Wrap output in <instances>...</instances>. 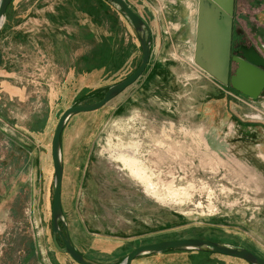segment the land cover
<instances>
[{"label": "rangeland", "instance_id": "374dc122", "mask_svg": "<svg viewBox=\"0 0 264 264\" xmlns=\"http://www.w3.org/2000/svg\"><path fill=\"white\" fill-rule=\"evenodd\" d=\"M125 2L150 35L156 29L170 55L158 60L162 46L151 41L155 48L131 85L66 122L61 207L73 245L115 263L137 244L227 239L264 258V89L253 99L195 66V35L173 20L174 8L166 9L179 0ZM58 3L71 32L82 24L79 58L63 56L50 74L46 59H25L13 43L11 55L10 45L0 44L12 62L0 64V264H77L52 242L51 137L63 110L99 100L141 59L133 26L114 4ZM231 34L232 55L242 44L264 58V0H234ZM235 67L231 62L230 74ZM158 256L133 264L169 263ZM194 256L186 260L198 262ZM198 256L205 264H249Z\"/></svg>", "mask_w": 264, "mask_h": 264}, {"label": "water", "instance_id": "95a60500", "mask_svg": "<svg viewBox=\"0 0 264 264\" xmlns=\"http://www.w3.org/2000/svg\"><path fill=\"white\" fill-rule=\"evenodd\" d=\"M11 1L0 0V30ZM107 1L114 4L133 26L141 49L140 62L131 74L109 86L99 100L92 103L72 104L63 110L56 122L50 142L53 168L50 208L52 242L58 251L67 254L77 264L103 263L92 260L76 250L69 237L61 207L62 131L71 116L99 109L131 85L143 73L150 55L151 35L147 23L125 0ZM233 6L234 0H197L193 59L200 69L221 85L230 84L236 91L254 99L264 89V58L258 54L254 46L247 47L242 44L237 46L238 50L230 57ZM1 59L0 52V62ZM230 61L236 64L232 74H230ZM167 250L206 252L242 259L249 264H264V258L245 247L204 238L168 239L140 244L130 250L119 262L113 264H131L133 259L140 256Z\"/></svg>", "mask_w": 264, "mask_h": 264}, {"label": "crops", "instance_id": "0c3cea01", "mask_svg": "<svg viewBox=\"0 0 264 264\" xmlns=\"http://www.w3.org/2000/svg\"><path fill=\"white\" fill-rule=\"evenodd\" d=\"M58 1L60 0L57 1L45 0L42 1L40 5L37 4L36 6H34L35 5L34 0H12L5 12L4 21L0 30V44L2 43L4 46L10 45L11 55H12V43H13L14 46L16 47L14 49L15 52L21 54V56H23L25 59H33L38 57L46 59L47 60L46 64L48 65V67L50 66L54 68V72L51 71L50 74L53 73L55 74V72H58L59 70L58 69L59 65L62 66V64L58 62L60 58H62L63 56L65 58L68 55L70 56L71 60H74L75 58H79L80 57L79 55L81 53L80 52L81 39L79 38V28L82 26V24H80V20H79V23H77L76 25L77 29L74 32H71V28H73L74 24L73 26H71L70 24H66L65 21L62 20L61 9H59L58 11H56L55 9L60 6ZM158 2H160V0H157V3ZM179 3L180 4H178V7H175L174 4L168 2L166 3L167 6L166 9L173 10L174 8L175 10L173 11L177 13H174L175 16H173L174 17L173 20H175V22L179 24L180 28L187 27V29L192 34L195 35L197 0H179ZM85 25L88 31L91 32V28L88 26V24ZM126 28L129 31H131L130 30L131 28H128L127 25ZM39 32L41 36H36V34ZM160 36L161 35L158 34L156 29L153 33V30L151 28V41L154 40L156 42L155 45L159 46L161 44L162 46V50L159 53L157 52V55L159 54L158 60H162L164 58L166 60V58L169 57L170 54L167 52L165 53V51L163 50V48H165L166 46V43L163 39H160ZM151 43L152 44H150V50L151 47L155 48L154 43L153 42ZM65 45H68L69 49L68 48L66 49ZM0 51L2 54V59L0 64L2 65L5 62L4 64L5 69L6 67L10 68L12 62L7 63L6 58L4 56L5 53L2 51L1 48ZM162 63L164 62L162 61ZM222 242L236 245L234 243H231V241L227 239L226 241L222 240ZM75 249L78 250L76 247ZM168 253L169 252L157 253L156 255L159 256L154 259L157 260V262H164V261L169 262L167 264H201L202 261L205 259V258H200L198 255L201 254L198 252H185V254L179 253V255L183 254L185 256V259H180V256H177L178 252H170L169 254ZM188 255H197L194 256L195 259H200V260H198V262H195L194 260L188 262L186 260ZM219 257H228V256L220 255ZM228 258L236 259L247 263L242 259L233 258V257H228ZM135 259L132 260L131 264H133V261ZM97 262L102 263L100 261ZM103 264H113V263H103ZM202 264H205V261H203Z\"/></svg>", "mask_w": 264, "mask_h": 264}, {"label": "bare ground", "instance_id": "6f19581e", "mask_svg": "<svg viewBox=\"0 0 264 264\" xmlns=\"http://www.w3.org/2000/svg\"><path fill=\"white\" fill-rule=\"evenodd\" d=\"M193 61H194V59H193ZM194 64H195V66H197V64H196L195 62H194ZM197 67H198V66H197ZM125 150H126L127 153H129L131 156L134 155V152H133L132 150H130L129 148H127V149H125ZM125 161L129 163V162H130V159H129V161L125 159ZM133 171H134L136 174H139L137 168H134ZM151 185H152V184L150 183L148 187H151Z\"/></svg>", "mask_w": 264, "mask_h": 264}, {"label": "trees", "instance_id": "16d2710c", "mask_svg": "<svg viewBox=\"0 0 264 264\" xmlns=\"http://www.w3.org/2000/svg\"><path fill=\"white\" fill-rule=\"evenodd\" d=\"M99 1H100L101 3H103V2H105V3L109 2V1H107V0H99ZM109 3H111V2H109ZM119 11H120V10H119ZM120 12H121V11H120ZM61 135H62V134H61ZM59 242H60V241H59ZM168 251H175V250H167V252H168ZM175 252H176V251H175ZM179 252H186V251H179ZM198 253H200V254H206V255H207V254H212V253H206V252H198ZM120 260H121V259H120ZM120 260H119V261H120ZM119 261H118V262H119Z\"/></svg>", "mask_w": 264, "mask_h": 264}, {"label": "flooded vegetation", "instance_id": "af4514ba", "mask_svg": "<svg viewBox=\"0 0 264 264\" xmlns=\"http://www.w3.org/2000/svg\"><path fill=\"white\" fill-rule=\"evenodd\" d=\"M231 52H232V34H231V48H230V57L232 56ZM230 63H231V61H230Z\"/></svg>", "mask_w": 264, "mask_h": 264}, {"label": "built area", "instance_id": "2783aa9c", "mask_svg": "<svg viewBox=\"0 0 264 264\" xmlns=\"http://www.w3.org/2000/svg\"><path fill=\"white\" fill-rule=\"evenodd\" d=\"M192 58V57H191ZM190 59V58H189ZM192 63V62H191Z\"/></svg>", "mask_w": 264, "mask_h": 264}]
</instances>
